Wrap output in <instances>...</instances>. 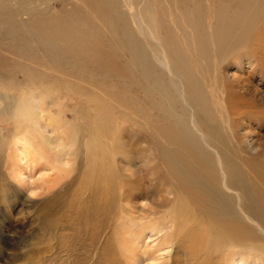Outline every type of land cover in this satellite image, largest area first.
<instances>
[{
	"label": "bare ground",
	"instance_id": "6f19581e",
	"mask_svg": "<svg viewBox=\"0 0 264 264\" xmlns=\"http://www.w3.org/2000/svg\"><path fill=\"white\" fill-rule=\"evenodd\" d=\"M14 1L21 8L50 0H0V34L6 29L13 36L19 34L20 26L12 19L20 8L12 9ZM237 1L240 6L235 9L220 4L216 11L205 16L201 6L182 9L174 4L173 8L169 0H109L106 4L104 0H80L71 7L66 5L64 15L55 12L46 18L34 17L29 23L30 32L43 41L45 48L55 54L63 51L71 63H77L79 57L85 59L89 76H94L92 64L104 76L91 81L94 88L88 90L86 97L96 116L82 137L73 128L66 134L68 122H63V114L68 109L67 94L54 91L44 94L33 83L38 78L44 85L52 83L44 82L34 72H24L29 74L26 80H32L30 87H25L20 75L15 70L9 72L0 57V119L14 122L11 138L21 145L22 153L26 155L33 148L49 168L68 175L70 157L76 153L72 146L88 137L85 149L88 172L77 188L82 193L95 188V192L90 198L87 196L86 204L80 198L84 208L76 211L90 217L86 223L83 221L82 227L87 239L97 236L95 242L104 233L107 219L103 221V217L113 215L112 223L114 219L117 221L113 236L118 244L108 245L116 253L119 251V260L125 257L136 260L138 240L148 233L149 239L160 242L158 252H169L174 245L180 249L177 264L225 261L264 264V166L243 157L246 149L239 144L234 124L238 114H245L243 108H249L242 100L247 94L254 100H262L263 96L242 85L239 87L243 91L236 93V87L233 89L232 84L226 83L222 74V67L231 57L238 64L239 55L244 54L254 58V69L260 71V77L264 75V0ZM34 9H26L25 14ZM68 15L80 18L81 22L93 20L89 15L99 18L98 24L105 27L101 31L102 42L118 50L104 54L105 48L101 46L94 53L90 46L99 40L78 34L74 28L62 32L64 38L57 37L55 31ZM119 22L123 28L121 36L117 34ZM2 76L9 78L2 80ZM106 78L131 80L132 85L126 84L128 81L123 86L121 81L112 84ZM67 87L71 89V85ZM126 88L134 94L130 104L121 102ZM11 90H16L18 95L10 94ZM118 106L132 110L136 125L152 140L154 150L147 152L146 146L139 156L154 155L151 160H159L164 169V174L152 179L157 186L163 184L165 188L159 187L156 198L148 199L140 207L135 204L141 197L146 199V194L137 192L136 185L122 179L112 161L119 154L127 159L128 165L134 166L126 155V147L121 145ZM124 107L122 113L129 116ZM141 163L142 160L136 165L140 167ZM58 182L60 177L56 186L53 183L55 188ZM175 200L170 212L163 213ZM47 216L51 229L62 225L53 222L52 210ZM234 247V254L228 253ZM114 254L111 252L102 259L110 261ZM149 259L148 264H155L160 256L154 253Z\"/></svg>",
	"mask_w": 264,
	"mask_h": 264
},
{
	"label": "rangeland",
	"instance_id": "374dc122",
	"mask_svg": "<svg viewBox=\"0 0 264 264\" xmlns=\"http://www.w3.org/2000/svg\"><path fill=\"white\" fill-rule=\"evenodd\" d=\"M79 1L80 0H50L46 1L45 4L36 2L21 8L14 1V5L11 6L12 9L18 10L20 8V12L12 20L20 26V31L17 36L11 35L7 29L0 34V57L4 60V63H6V68L8 69L9 67V72L15 70V73L20 75V80L25 87H30L32 84L30 82L32 80H26V78L31 72H34L37 75H41L44 82L52 83L51 86L44 85L39 78V82L37 80L33 83V86L37 87V89L40 88L43 93L45 92L44 94H47L48 91H54V93L58 92L60 95L67 94L66 102L68 109H66L63 114V122H68L66 134L73 128L75 131H78L79 135L82 137L85 135L83 134L85 133V129L90 126L92 119L96 116L94 115V111L90 108L91 104L88 103V97H86L89 93L88 90L94 88L91 86V81H97L104 78V76L101 77L99 75V68L94 64L91 66L94 76H89V71L86 70L87 63L85 59L81 60L79 57L76 59V61H78L77 63H71V59L67 57L63 51H57V54H55L51 51L52 49L45 48L41 44L43 41L32 35L29 28V23L34 17L40 16L46 18L55 15V12H59L58 14L63 13L64 15V12L67 11L66 5L71 7ZM104 2L105 4L106 2L109 3V0H104ZM169 2L173 4V8L176 7L175 5H177V7L180 6L182 9L191 6H201L205 10L201 8L206 14L205 16H209V13L216 11L215 9L220 4H224L225 6L228 5L231 10L232 8L235 9L240 6V2L237 0H169ZM26 9L34 10L25 14ZM192 9L195 10L196 13V8L192 7ZM78 12L80 13L81 11ZM168 15L170 14L168 13ZM89 17L93 20L81 22L80 18L68 15L64 23L62 22L59 24L60 29H56V36H62L64 38L62 32L74 28L78 34L83 33L86 36H94V40H99L93 41L94 44L90 46L91 49L95 50L94 53H97V50L100 51L101 46L105 48L104 54L111 52L115 53L118 50L117 48H114L111 44L102 42L101 37L103 32L101 31L105 30V27L98 24L99 18L92 15H89ZM130 22L132 23V21ZM118 24L117 34L121 36L123 28L120 22ZM64 44L65 43L62 42V44H60L61 47H63ZM239 57H241L240 63L237 64L235 58L231 57L228 63L222 67V74L225 76H223L225 82L232 84L234 86L233 89L236 87V93L240 94V91H243V88L239 87L242 85L245 88H250V91L255 93V95L263 96V99L257 100L256 98V100H254L251 98V94H247L244 99H242L249 108L246 109L244 107L243 110L245 114H242L243 116L238 114L236 116L238 119H234L235 127L237 126L235 128V133L238 134L237 137L241 142L239 143L240 146L246 149V152L243 153L244 155L242 154L243 157H250L264 166V75L262 76L263 78L260 77V71L257 72V70L254 69L256 64L254 63V65H252L254 58H248L244 54H240ZM121 64L124 66L125 61L121 62ZM24 72H29V74L26 75ZM4 78L9 77L2 76V80H4ZM106 79L109 83L116 85L121 81L122 86L123 83L128 81L121 78L116 80H112L111 78ZM130 81L126 83L129 86L132 85ZM66 84L67 86L71 85V89H69ZM80 85L81 88L78 87ZM22 86H20V88ZM78 88L79 93H76L75 91ZM67 89L70 91L67 92ZM123 91L126 95H124L125 98H122L121 102L127 101L130 104L131 99L134 97L133 92L131 91V93H129L130 91L128 88ZM14 92L18 95L16 90H11L9 93L11 94ZM116 93H119V90H117ZM103 96H105V93H103ZM252 100L254 101L253 104L251 103ZM123 107L124 106L120 108L118 106L116 110V115L119 117L120 141L121 145H124L122 147H126V149H123L126 151V155L133 160L132 163L134 166L128 165L126 163L127 159L119 154H117L112 161H114L113 163L120 172L122 179L124 178V180L133 186L136 185L135 187L139 189L137 192H141L142 195L146 194V199L141 197L135 204L140 207L148 203L147 201L150 199L153 200L156 198L155 195L158 192H156V190H159V187L162 190L165 188L163 184L162 186L161 184L157 186V182H154L152 179V177H159V175L164 174V169L160 166L159 160H151L152 157L154 158V155H150V158H142L139 156L142 148L146 149V146L147 148L149 147V149H146L147 152L153 149L152 140L145 130H142L140 127L138 128L136 125V118L133 116V111L124 107V109H126L125 112L132 117H129L130 115L126 116L122 113ZM0 129V264H148L150 260L149 257L154 253L160 256V260L155 264H177L176 260L178 258L176 257L181 254V252H179L180 249L174 245L169 252L165 250L161 251L162 254L158 252L160 242H153L148 238V233L144 234L141 240H138L136 251L139 253L135 256L136 260L132 259L134 262H132V260H126L129 259L127 257L122 258L123 260H119L117 258L119 251L116 253L115 249L108 245L118 244L113 236L115 234L117 221L114 219L112 223V214H107L108 217L107 215L103 217V221H106V219L107 221L104 222V233L102 236H99V241L95 242L97 236L96 238H91V240L85 237V231L82 225L83 221L86 223L87 220H90V217L78 213L82 207L84 208V204H81L79 201H81L80 198H84L82 200L83 202H81H87L86 200L90 198L91 193L95 192L93 191L95 188L92 189V191L87 189L86 192H83V195L81 190L77 187H79L83 175L88 172V166L86 164L87 155L85 152L89 144L88 137L79 139V141L75 142L74 146H72L76 153L70 157L71 165L69 170H71V172L66 175L63 172H61V174L59 171L49 168L46 161L42 157L39 158L40 154L36 153L37 150L34 151L33 148H31L26 155L22 153L21 145L18 146L19 144L16 143L15 138H11L12 132L14 131L13 121L8 122L5 121V118L0 119ZM139 131L141 135L138 134ZM145 136H147L148 139H144ZM141 160L142 163L139 167L136 164H140ZM59 177L60 182H58L59 184H57L55 188L54 185L56 186ZM77 192L80 193L78 194ZM87 196H89V198ZM73 197L76 200L73 199ZM78 197L79 199H77ZM170 198L173 199L174 196L172 195ZM73 200L77 201L79 204L77 203L76 205V202ZM70 201H72V204ZM174 204L176 205V200L171 201L167 211L163 213L168 214L170 208L172 209L173 206H175ZM70 206H73L72 208L78 207L72 209ZM76 209L78 211H76ZM51 210L53 222L62 224L60 226L57 225L55 229H53L55 226L51 229L49 220H47L49 218L47 215L50 214ZM62 218L65 219V221L62 220ZM63 223L65 224L63 225ZM79 227H81V229ZM61 242L65 243V245ZM148 243L149 247H147ZM153 245L155 246L153 247ZM235 249L236 247L232 249L233 251H228V253L234 254ZM111 252L115 253L113 259L110 261L102 259L104 255L107 256V254H111ZM247 259L251 261V257H247ZM223 264H231V262L225 261ZM236 264L239 263L236 262Z\"/></svg>",
	"mask_w": 264,
	"mask_h": 264
}]
</instances>
